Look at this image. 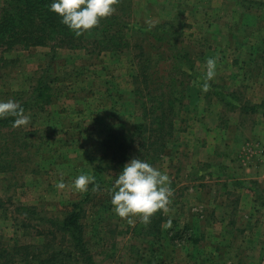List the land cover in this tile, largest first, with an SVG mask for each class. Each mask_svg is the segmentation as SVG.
<instances>
[{
	"label": "rangeland",
	"instance_id": "1",
	"mask_svg": "<svg viewBox=\"0 0 264 264\" xmlns=\"http://www.w3.org/2000/svg\"><path fill=\"white\" fill-rule=\"evenodd\" d=\"M6 1L0 0V9ZM133 5L127 37L133 38L135 27L146 30L176 19L195 61V75L190 77L186 68L189 76L182 79L188 92L174 119V137L153 165L170 178L169 211L157 212L148 224L139 218L128 223L111 204L119 173H106L101 200L88 205L84 220L94 260L97 264H264V113L238 106L264 103V7H243L239 0H133ZM48 51L36 47L20 53L25 71L18 79L15 71L0 70V100H8L11 92L28 91L34 70L46 68ZM139 52H105L98 59H86L82 50L58 51L51 71L59 78L55 87L60 97L50 109L52 115L36 122L30 118L20 126L50 137L41 161L43 174L28 175L25 186L11 187L10 192L1 190L0 184V251L5 256L0 264L8 260L40 264L41 256L49 257L51 250L42 246L52 241L58 245L62 234H43L46 226L38 221L31 222L28 234L17 233L18 224L30 221L18 217L15 209L30 206L49 218L62 216L83 197L85 192L77 191L73 181L80 174L91 176L90 166L101 154L103 140L111 131L142 121L131 77ZM210 59L215 69L208 79ZM159 67L165 69L166 63L162 60ZM213 89L239 94V99L230 97L237 107H225ZM137 148L138 144L127 162L137 158ZM60 179L64 189L56 187Z\"/></svg>",
	"mask_w": 264,
	"mask_h": 264
},
{
	"label": "trees",
	"instance_id": "2",
	"mask_svg": "<svg viewBox=\"0 0 264 264\" xmlns=\"http://www.w3.org/2000/svg\"><path fill=\"white\" fill-rule=\"evenodd\" d=\"M51 2L52 0H7L5 6L0 9L1 71H15L18 79L25 71V61L20 53L36 47L49 48L45 54V57H48L46 68L37 67L34 70L28 91L9 94L8 99L19 102L29 121L31 118L36 122L52 115L50 109L60 97V90L55 87L59 78L51 71L52 62L60 49L82 50L86 59H98L105 52L129 50L133 53L140 50L139 53H134L137 61L134 63L133 60L135 66L132 68L131 77L135 87L133 95L142 110V121L133 123L121 131H111L103 140L101 154L96 156V161L90 166L91 176L95 177L93 183L99 185V190H93V184L90 183L83 197L74 202L71 209L60 217H46L36 207L21 205L15 209L18 217L23 216L26 221H30L18 224L17 233L23 230L24 234H28L31 222L38 221L46 226L43 231L46 233L43 234L49 237L62 234L61 243L58 245L52 241L42 246L46 247L48 252L51 250V253L47 259L41 256L42 259L38 263L97 264L86 239L84 220L88 205L93 201L94 204L97 202L98 195L104 188L105 174L110 171H122L136 144L137 158L147 160L152 165L166 153L174 137V119L180 114L185 94L188 92L187 82L182 77L189 76L186 68L190 70V77L195 75V61L185 44L182 23L176 19L166 20L149 28L147 26L146 30H137L135 27L133 38H128L127 31L132 29L130 19L134 12L133 0H119L116 11L110 17L102 19L98 26L79 37L62 23L58 14L50 10ZM239 3L243 7H250L252 4L257 8L264 7L261 2L251 4L239 0ZM140 33L142 36L137 44L136 36ZM162 60L166 63V68L159 71ZM175 71H178L181 77L175 75ZM215 89L213 91H216ZM215 94L218 100L225 103V107H237L230 101V97L239 99V94L229 91H216ZM238 106L242 110H262L264 113V103ZM14 119L13 116L0 118V184L3 185L1 190L9 192L11 187L17 189L25 186L28 175L43 174V151L47 152L51 145L49 136L39 135L40 132L32 129L24 131L20 127H14ZM7 181L9 184L5 183ZM1 206L3 203L0 200V213L3 208ZM7 212L8 210L4 209L2 217L6 218ZM38 252L42 253L41 250ZM2 257L5 256L0 251V258ZM10 262L8 260L3 264ZM148 264L158 263L151 261Z\"/></svg>",
	"mask_w": 264,
	"mask_h": 264
},
{
	"label": "clouds",
	"instance_id": "3",
	"mask_svg": "<svg viewBox=\"0 0 264 264\" xmlns=\"http://www.w3.org/2000/svg\"><path fill=\"white\" fill-rule=\"evenodd\" d=\"M119 0H52L50 10L61 17V21L77 37L96 26L102 19L110 17L116 11ZM215 61H208L207 78L214 76ZM207 88V84L205 85ZM15 117L14 127L26 125L29 117L25 115L19 102L8 99L0 100V118ZM95 177L80 174L73 181L77 191H88V185L93 184V190H99L94 184ZM58 189H64L63 179L57 182ZM173 194L170 178L167 173L154 167L147 160L132 158L127 162L115 179V188L111 196L113 211L128 223H135L139 218L143 223H150L151 217L159 211H169L170 197ZM170 223V221H169Z\"/></svg>",
	"mask_w": 264,
	"mask_h": 264
}]
</instances>
